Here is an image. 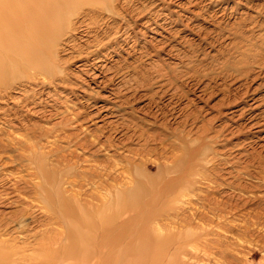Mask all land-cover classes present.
I'll return each mask as SVG.
<instances>
[{
  "label": "rangeland",
  "instance_id": "rangeland-1",
  "mask_svg": "<svg viewBox=\"0 0 264 264\" xmlns=\"http://www.w3.org/2000/svg\"><path fill=\"white\" fill-rule=\"evenodd\" d=\"M63 16L61 28L44 40L49 50L41 67L51 77L34 66L6 72L0 138L53 142L58 153L84 139L86 146L76 150L86 159L80 167L110 172L101 181L84 182L87 194L100 182L131 186L118 177L125 166L121 158L139 153L136 162L143 158L149 165L139 195L84 196L93 204L97 198L112 202L105 217L139 215L130 234L174 214L179 219L164 220L166 233L181 237L154 245L146 232L133 241L128 233L113 241L108 236L103 263L96 255L98 234L90 227L88 239L77 237L64 264H167L183 242L193 251L195 243L184 239L187 230L203 226L220 233L219 242L207 253L197 246L202 262L179 255L175 264H264V0H100L73 3ZM6 152L0 177L9 170L35 172L25 161H10L15 148ZM52 179L37 190L38 180L28 179L24 193L14 192L27 200L24 213L31 217L23 234L35 229L41 236L51 226L62 230L43 225L49 213L42 197L52 195ZM14 193L1 210L17 209ZM192 213L204 219H191ZM16 228L12 223L13 237L19 236ZM125 239L130 248L120 254ZM62 245L50 258L63 259Z\"/></svg>",
  "mask_w": 264,
  "mask_h": 264
},
{
  "label": "bare ground",
  "instance_id": "bare-ground-1",
  "mask_svg": "<svg viewBox=\"0 0 264 264\" xmlns=\"http://www.w3.org/2000/svg\"><path fill=\"white\" fill-rule=\"evenodd\" d=\"M73 3L92 4L100 3V0H0V84L7 80L10 73L13 75L14 70L19 71L22 67L25 69L29 66H34L32 68L34 70L42 69L50 77L53 75L52 71L41 67V65L44 64L45 58H47V49L49 50V48L46 49L47 46L45 47L44 43L46 42H44V40L54 36L55 32L61 28V24H63L62 21H64L63 18L65 17L63 16L61 18V15L70 13ZM59 15L60 20L58 19ZM32 60L35 61L36 66L32 65ZM6 72H9V75H7ZM94 77L98 78L99 75L96 74ZM82 140L83 141H78L73 144L76 147L75 149L65 153H63L64 151L58 153V145L56 146L53 142L51 144L42 142L29 143V141L26 142V140L17 139L13 136L0 138V158L4 157V153H7L6 149H8V147H13L17 150L18 154L14 157L9 156L8 158H10V161H25L29 168L35 171L27 175L19 174L18 172L15 173L12 170L3 173V176L0 177V208H4L2 202L7 200V196L10 194L14 192L21 194L26 191L28 179L31 180V178H36V180H38L35 185L37 190L39 188L41 189L43 185L42 181L46 182V180L53 178L54 188L50 190L52 195H45L46 197H42L43 203L49 207L44 206L49 215L47 214L46 224L43 225L49 226L54 224L62 228V230L58 231L57 228L53 229L51 226L48 230L41 232V236H39L40 231L35 229L32 231L28 229V233L23 234L27 231L24 228V223L28 220L27 218L31 219V217L30 215L25 216L24 213L28 208L24 206L27 205V200L22 198L21 195L14 193L16 194L14 203L17 209L10 212L0 209V264H40V260L42 259L44 261L46 260L45 262L48 264H64V262L68 261L69 258L72 257L71 255L74 254V243L77 239L80 238L81 241L88 239V229L90 227L98 234L99 243L96 255H98V259H101L104 263L107 259V255L102 253L101 248L103 243L108 244L110 240L113 241L117 237L123 236L124 234L127 235V233L130 232L129 229L132 222L138 218L139 215L136 214L125 217L126 215L123 216L121 213L116 215V217H105L104 210L112 202L110 201L111 203H109L108 201L106 202V199L97 198L96 200L99 204L94 203V205L89 200L90 198H86L84 195H117L118 197L125 196L127 198L139 195L142 191L140 180L144 177H149L146 173L149 165L145 164L146 162L143 161V158L140 163H137V155L140 154L131 151L129 155L121 158V163H124L125 166L124 170L119 171L118 174L120 179L123 178L120 182H128L132 184L131 186L123 189L119 186L117 187L114 183L104 185L100 182L97 185V190L95 189L96 191L87 194L84 182L95 183L101 181V179L104 178L103 174L109 177L110 172L107 173L106 169L103 167L99 168L98 166H93L95 168L93 171H90L91 169L86 167L88 165L80 167L86 161L79 152H76L77 149L82 150L83 147L86 146L87 141H84V139ZM47 142L49 143V141ZM32 165L34 167H30ZM140 166L142 168H140ZM119 178L112 177L111 180L116 182V179ZM147 192H149V190ZM34 196L38 198V195ZM91 208H93L96 213V219L94 220H92V214L89 213V209ZM172 216L175 217L174 214H172ZM172 218H162V220L151 227L150 224H146L139 228L136 233L131 231L132 234L128 233L131 237L130 241L136 238L138 239L140 235H143L145 232L147 236L149 234L147 240L152 241L154 245L162 241H179L181 238L180 236L178 237L179 239H176L174 235L172 236L166 233L168 228L164 220H171L170 223H172L174 222ZM175 218L179 219V217ZM187 218L185 216H182V218L180 217L184 223H187ZM193 218L202 220L204 216H197L196 213H192L191 219ZM32 220L34 221L36 218H32ZM211 221L212 220L209 219L207 224L209 225ZM190 222L191 221H189L187 225L191 224ZM12 223L17 225L16 232H19V236L13 237L11 235L12 231L10 230V226ZM164 230L165 233H162ZM116 231L118 234L114 238L112 237L114 235L113 232L115 233ZM187 231V235L184 239L187 241L191 240V242L195 243L193 251L187 249V245L183 242L178 249L170 253L167 264L168 262L170 264H175L179 255L189 260L201 261L197 253L201 248L197 249V246H202L203 251L207 253L208 246L210 247V245L219 242V236H221L220 233H215V231H211L204 226L197 227V231L195 232ZM108 236L111 237L110 240ZM45 237L48 239V243L45 242ZM61 241H63V259L59 261V259H54V256L50 258L52 254H56L60 249H57V246L60 245ZM127 241L128 240H126V243ZM45 243L46 245L44 246ZM139 245L140 249L143 248V244L140 243ZM129 246V243L123 246V249L118 246V251H120L121 254L128 250L130 248ZM40 252H46L42 258ZM136 257L138 256L136 255ZM180 263L188 264L187 261L184 260H181Z\"/></svg>",
  "mask_w": 264,
  "mask_h": 264
}]
</instances>
